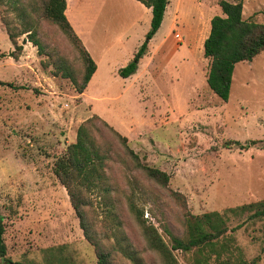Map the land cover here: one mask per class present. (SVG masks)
Masks as SVG:
<instances>
[{
  "label": "rangeland",
  "instance_id": "obj_1",
  "mask_svg": "<svg viewBox=\"0 0 264 264\" xmlns=\"http://www.w3.org/2000/svg\"><path fill=\"white\" fill-rule=\"evenodd\" d=\"M46 1L0 0V208L8 246L0 264H97L96 248L53 172L56 157L94 114L126 135L142 162L170 175L162 186L136 169L132 157L123 156L120 139L97 120L100 141L114 152L107 171L112 190L104 194L97 187L87 194L88 216L108 246L117 242L116 231L137 257L116 253L114 264H164L142 225L155 227L171 245L167 229L184 236L186 214L225 212L264 200V52L236 64L228 100L211 90V58L203 45L209 19L202 16L223 15L220 0H170L138 77L117 70L132 61L128 52L140 36L142 44L147 41L152 10L137 0H93L89 17L101 44L90 46L99 67L83 93L71 79L55 75L60 57L69 59L79 78L84 63L60 26L44 16ZM78 1L69 5L84 16ZM242 1L244 18L264 23V0ZM132 17L139 19L133 30ZM27 22L38 25L40 51L27 34L17 39L22 48L9 36L7 23L19 32ZM251 140L260 142L245 148L234 142ZM249 214H230L229 230L213 249L203 255L175 251L177 259L195 264L209 255L210 264H264V219Z\"/></svg>",
  "mask_w": 264,
  "mask_h": 264
},
{
  "label": "trees",
  "instance_id": "obj_2",
  "mask_svg": "<svg viewBox=\"0 0 264 264\" xmlns=\"http://www.w3.org/2000/svg\"><path fill=\"white\" fill-rule=\"evenodd\" d=\"M138 1L152 9L151 27L146 34L147 41L140 46L132 61L119 69V73L123 77H129L137 71L141 58L148 53L150 40L162 25L169 3V0ZM219 4L223 15H215L211 19L210 33L204 41V55L211 58L207 77L209 87L220 98L228 100L236 64L251 61L264 52V23L244 18V3L242 0H220ZM67 6V0H47L44 5V16L60 26L67 38L77 47L84 63L83 75L79 78L69 59L65 56L60 57L56 63L57 66H55V75L60 74L62 77L71 79L76 90L83 93L88 88V83L97 69V64L69 21L65 13ZM7 25L9 36L18 48H22V46L18 45L17 39L23 34L29 36L28 40L36 45L39 51L44 48L43 43L37 37L38 25L27 22L19 32L13 31L14 29L8 23ZM97 120H100L120 139L123 146V156L130 155L136 164V169L143 171L159 185H168L170 181L169 173L142 162L138 153L129 146L128 137L111 126L98 114L89 117L79 126L76 141L70 143L66 150L56 157L53 172L69 194L71 204L79 218L85 237L96 248L97 264H114L113 258L116 253L125 254L132 260H136V255L125 248L124 239L120 240L119 236L116 235V231H114V236H116L117 242L108 246L104 239L99 236V232L88 216L87 209L91 204L87 199V194L97 187H101L97 190L104 194H109L112 190V187L107 183V171L114 152L107 141H100L99 136L104 137ZM234 142L245 148L260 141L251 140L247 144H242L239 141ZM173 194L177 198L183 196L178 192ZM130 208L140 218L133 201L130 202ZM109 211L107 210L108 213ZM247 212L250 213L249 219H264V200L230 207L225 212L214 210L201 215L186 214V233L184 236L177 235L167 229L171 238V245L162 238L155 227L142 226L145 229V237L149 247L161 256L164 264H181L174 253L175 251L205 254L207 248L213 249L220 237L228 232L230 214L238 216ZM114 218L117 219L118 217L114 216ZM118 224L120 223L116 225ZM242 224H238L233 229L241 227ZM5 233V216L0 208V260H7L8 246ZM217 253V259L220 260L221 252L218 251ZM15 264L24 263L17 262ZM195 264H210L209 255L204 259H196ZM217 264L224 263L219 262Z\"/></svg>",
  "mask_w": 264,
  "mask_h": 264
},
{
  "label": "crops",
  "instance_id": "obj_3",
  "mask_svg": "<svg viewBox=\"0 0 264 264\" xmlns=\"http://www.w3.org/2000/svg\"><path fill=\"white\" fill-rule=\"evenodd\" d=\"M68 1V3H67V8H66V11H65V13H66V15H67V17H68V19H69V21L71 22V24H72V26L74 27V29H75V31H76V33L79 35V37L81 38V40L83 41V43H84V45H85V47L87 48V50L89 51V53L91 54V56L93 57V59L95 60V62H96V64H97V69H96V71H95V73L92 75V77H91V79H90V81H89V83H88V85L89 84H91L93 81H94V79H95V77L97 76V73H98V63H97V61H96V58H95V55H94V52H93V47H95V46H97L98 44H101V39H100V37H98V35H95V36H93V33H94V25H93V22H94V20H93V18L92 17H89V14H90V9L89 8H92V9H94L92 6H91V4H93V3H95V1H93V0H80V1H78L77 3H76V7H80V8H82V14H84V16H80V15H78V13H76V12H74V9H75V7H74V9H73V7L71 8V6L69 5V0H67ZM138 1V0H137ZM140 2V1H139ZM170 0H169V3H168V6H169V4H170ZM142 5H144L142 2H140ZM145 6V5H144ZM168 6H167V8H166V12H165V15L167 14V9H168ZM218 6H220V4H217V7ZM146 8H148V9H151V8H149V7H147V6H145ZM216 7V8H217ZM221 7V6H220ZM152 10V9H151ZM71 11V14H72V17L73 18H71L70 17V15L68 14L69 12ZM83 12H87V14L86 13H83ZM86 14V15H85ZM165 15H164V18H165ZM213 16H214V14H213ZM213 16H212V14L210 13V12H204V14H203V16L202 17H204V18H208L209 19V28H208V30H207V32H206V37H205V39L208 37V35H209V33H210V29H211V19L213 18ZM80 17V18H79ZM79 18V19H78ZM152 19V18H151ZM177 19H178V17H176L175 16V19H174V22L175 21H177ZM164 21V20H163ZM138 22H139V19L136 17V18H130L129 19V24H130V26H131V28H132V30L138 25ZM75 23H76V25H77V23H78V26H76L75 25ZM188 24H190V23H188ZM195 34V37L194 38H199V36H200V33H199V31H196V32H194ZM87 35V36H86ZM93 36V37H92ZM142 39V36H140L139 38H138V40L135 42V44L130 48V50H129V54H130V56H129V58H127V59H132L133 57H134V55H135V53L138 51V49H139V47L141 46V40ZM205 39H204V41H205ZM119 40H123V39H119ZM204 41H203V45H204ZM119 42V41H118ZM90 43L93 45V47H91L90 46ZM110 48L109 47H107V49H106V55L108 54V50H109ZM105 55V56H106ZM147 55V54H146ZM145 55V56H146ZM144 56V57H145ZM144 57H142L141 58V60L144 58ZM141 60H140V62H141ZM123 65H125V62H122L119 66H120V68H122V67H124ZM118 66V67H119ZM119 68V69H120ZM118 69V68H117ZM119 69L117 70V71H119ZM142 71V68H140V63H139V66H138V69H137V71L134 73V74H132L131 75V77L132 76H135V77H138V75L140 74V72ZM130 77V76H129ZM76 138H77V134H75V136H74V139H73V142L74 141H76Z\"/></svg>",
  "mask_w": 264,
  "mask_h": 264
},
{
  "label": "water",
  "instance_id": "obj_4",
  "mask_svg": "<svg viewBox=\"0 0 264 264\" xmlns=\"http://www.w3.org/2000/svg\"><path fill=\"white\" fill-rule=\"evenodd\" d=\"M10 264H13V263H10Z\"/></svg>",
  "mask_w": 264,
  "mask_h": 264
}]
</instances>
